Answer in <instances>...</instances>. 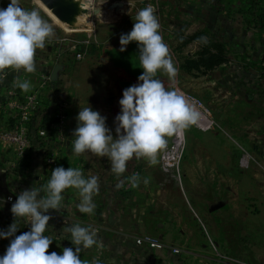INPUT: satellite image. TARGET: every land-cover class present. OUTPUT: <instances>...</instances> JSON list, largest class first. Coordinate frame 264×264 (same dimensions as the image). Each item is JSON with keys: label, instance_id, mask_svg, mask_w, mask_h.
Masks as SVG:
<instances>
[{"label": "rangeland", "instance_id": "obj_1", "mask_svg": "<svg viewBox=\"0 0 264 264\" xmlns=\"http://www.w3.org/2000/svg\"><path fill=\"white\" fill-rule=\"evenodd\" d=\"M66 1L61 2L65 8L58 7L56 15L41 0H19V3L26 10L38 9L46 21L55 23L52 27L57 34L62 35L60 27H64L67 45H74L75 51L77 46L83 47L84 59L73 64L80 91L89 94L80 108L90 105L99 110L107 118L106 125L114 138V120L121 111L119 100L123 90L138 83L143 72L137 42H130L125 51L119 52L120 36L132 30L136 13L149 5L156 8L159 33L178 70L174 81L162 71L157 72V78L166 86L179 88L202 115L183 137L168 139L156 165L134 158L121 175L111 173L107 157L89 152L75 155L74 137L66 132L72 144L66 139L63 146L56 143L54 132L40 134L51 145L41 147L42 158L46 163L51 155L54 163H46L49 175L37 181L40 185L24 177L22 183L26 187L40 188L50 179L51 171L60 166L79 168L85 178L93 175L99 178L92 214L79 212V192L74 188L62 193L60 211L50 209L45 213L51 216L44 233L53 240L49 253L62 254L65 247L74 249L70 234L62 230L80 224L95 229L104 245L102 251L96 246L82 248L80 258L86 261L98 258L102 264H151L153 252L157 256L168 250L177 254L185 251L187 256L188 252H195L203 257L216 256L217 250L230 258L259 261L257 257L264 253V98L248 104L244 99L233 102L238 98L235 89L243 79L235 67L248 59L246 51L252 44L257 46L260 57L264 53V34L247 21L252 18L251 11L247 12L251 0H217L214 10L209 4L212 0H72L69 4ZM257 2V7L264 11V0ZM9 3L10 0H0V8ZM200 9L204 10L203 18ZM217 15L224 20L220 33L226 31L231 36L222 41L227 43L226 55L232 64L201 75L183 71V58L193 54L198 45L182 46L175 33L184 31L185 23L190 25L186 33L207 27L209 18ZM215 23L214 20L213 27ZM128 50L130 60L124 59ZM84 96H80L82 101L86 99ZM133 173L141 177L135 188L128 182ZM144 178L148 179L147 184L143 183ZM20 192H16L17 196ZM15 201L0 189V206ZM17 222L23 225L21 219ZM25 225L22 233L30 230V225ZM5 252L0 249V257ZM201 256L197 259H203Z\"/></svg>", "mask_w": 264, "mask_h": 264}, {"label": "clouds", "instance_id": "obj_2", "mask_svg": "<svg viewBox=\"0 0 264 264\" xmlns=\"http://www.w3.org/2000/svg\"><path fill=\"white\" fill-rule=\"evenodd\" d=\"M155 13L156 8L151 5L140 9L132 30L120 36V51H125L130 42H137L143 72L138 83L123 90L119 100L121 111L114 120L115 138L106 125L107 118L90 105L80 108L76 117L73 153L80 156L89 152L107 157L111 162L110 171L116 175L126 172L128 163L134 158H143L149 165H156L159 154L167 148L168 139L183 137L187 129L198 124L202 115L179 88L166 86L157 78V72L162 71L174 81L178 70L159 33L160 24ZM54 34L52 25L36 8L26 10L19 0H10L6 8H0V81L8 75L7 69L34 72L37 49H43ZM14 84L25 92L31 88L27 80L17 79ZM140 180L139 174L133 173L128 182L135 188ZM148 182L144 178L143 183ZM68 188L79 192V212L93 213L96 207L93 196L99 191V178L95 175L85 178L79 168L56 167L46 184L21 191L12 204L10 211L15 219L6 231H0V238H11L5 254L0 257V264H102L98 258L92 261L80 258L82 248L96 246L100 251L104 248L91 226H65L62 232L70 234L75 248L65 247L62 254L48 251L53 240L44 235L51 219L45 213L50 209L60 211L62 193ZM18 219L25 220L30 230L16 235Z\"/></svg>", "mask_w": 264, "mask_h": 264}, {"label": "crops", "instance_id": "obj_3", "mask_svg": "<svg viewBox=\"0 0 264 264\" xmlns=\"http://www.w3.org/2000/svg\"><path fill=\"white\" fill-rule=\"evenodd\" d=\"M215 17L216 27L221 28L224 20H222V17L219 15ZM201 18H203L202 15ZM50 24L52 26L55 25V23ZM225 25L227 28L228 25ZM257 27L258 32L260 34H264V31L259 28V26ZM60 29L62 31V35L57 34V29L55 28L54 36L46 41L45 47L43 49H37L35 55L36 70L34 72L26 73L22 69L19 72H16L12 69L6 70L8 72V75L6 76V78L0 81V129L10 128L16 122L15 118L12 116L6 106L5 89L14 79H19L20 81H30L31 88L29 91L36 90L39 93V110H43V116L45 117L43 119L44 121L47 120L46 117L53 118V114L59 103L65 104V112L67 116L65 123V132L67 133V135L72 136L73 131L77 126L73 125V122L77 124L76 117L78 115L79 108L87 101V99L89 98V94L86 93L85 90L84 92L80 91L79 83L77 82L78 78L74 74L75 70L73 69V64L76 63L75 60H77L75 58V52L72 49V46L74 45H67L68 39L63 35L65 29L64 27H60ZM243 50L245 49L243 48ZM246 52L248 53V61L246 60V63L239 62L235 67V69H237V74L240 75L239 77L243 76V79H240L239 85L235 89V97L238 98L237 101L233 102H238L244 99L243 101L248 104L255 99L260 100L261 98H264V79H262L258 73L259 59L261 57L263 58V56H259L257 46L255 47L254 44L250 45L249 49ZM231 64L232 62L217 67L216 69H225L228 68V66ZM56 67L57 71L55 77L51 78V74ZM63 88L65 89V91H62ZM19 90L23 91L20 88ZM81 95H85L84 97H86V99L82 101L81 98L83 97H80ZM99 100H101V98H99ZM95 111L99 110L96 109ZM52 120L54 121V118ZM53 121H51L45 128H40L38 130V134L40 135L45 134V132H53L51 126ZM206 121H208V119H206ZM46 124L47 123L45 122L43 125ZM45 139L46 137L44 138V141L43 139H41L42 145L44 147L51 146L47 145L46 142L49 141H45ZM67 140L68 143L72 144L68 138ZM57 148L61 149L60 146H58ZM38 150V148L35 150L37 153L34 150H30L25 161L26 163H23L24 160L19 161L14 157L13 151L10 148H6L0 145V189H3V191H5L7 194L12 195L15 200L17 199L16 192L18 190L23 191L31 189V185H29L30 187H26L22 183L24 177L32 179L31 177L32 175H34L36 180H41L46 175V173H49V171H47L48 168L46 163L43 162L41 152ZM64 158H66L67 160V155H64ZM10 166L12 168V171H9ZM17 168L20 169L17 171ZM41 195H44V193ZM11 206L12 203L0 206L3 208H0V218H2L0 219V231H6L14 221L11 219L13 217L10 211ZM21 221L23 224L21 226L17 222L19 230L17 231L16 235H20V233L22 234V230L26 228L25 220L21 219ZM10 239L11 238H0V249L6 250L9 246ZM172 252L168 250L159 254L157 253V256L153 252L151 257V264H232L233 262H241L245 264H264V253L261 257H257L259 258V261H246L230 258V255L218 252L217 250L216 256L213 257L208 255H205L203 257L201 256V254L199 255L195 252H188L190 253V255L188 256L185 251H179L180 253L178 254ZM198 256H201L203 259H197Z\"/></svg>", "mask_w": 264, "mask_h": 264}, {"label": "trees", "instance_id": "obj_4", "mask_svg": "<svg viewBox=\"0 0 264 264\" xmlns=\"http://www.w3.org/2000/svg\"><path fill=\"white\" fill-rule=\"evenodd\" d=\"M167 0H163V2H166ZM217 0H212L209 2L210 4V9L214 10ZM257 0H251V2L248 3L250 7L248 6L247 12L250 10L251 11V16L252 18L250 20H247L251 25H256L259 26L264 31V11L260 8L257 7ZM176 8V7H175ZM260 8V9H259ZM245 9V8H244ZM201 10V14H204V10ZM204 17V16H203ZM215 18H209V23L210 25L207 24V27H204L202 29H196L192 33H186V30L190 26L188 23H185L184 31H180L175 33L178 38L180 39V43L182 46H187L191 43H196L197 50L193 54H188L183 58V62L181 63V68L185 72H196L198 75L201 74H207L213 69H216L217 67H220L222 65L229 64L231 60L228 58L226 55V48H227V43L222 39L225 37H231L228 34L220 33L221 30L218 27H213L212 24L214 22ZM220 33V34H218ZM207 36H209L208 39ZM264 37V36H263ZM83 47L77 46V51L82 52L84 51L82 49ZM121 52V51H119ZM128 55L123 56L124 59L130 60L131 59V54L130 51L128 50ZM246 63V61H243ZM245 66V65H244ZM259 76L264 79V58L259 59ZM37 109L36 113L30 118L29 121H27L25 124L28 129V136H29V141L30 145L27 149L26 154L24 155L23 163H26L25 160L28 156V153L30 150H36L37 148L40 151L42 142L41 139L42 137L38 134V130L41 128H45L51 121H53V118L46 117V121L43 119L45 118L43 116V110ZM37 116V117H36ZM39 118V119H38ZM39 120V121H38ZM47 123L46 125H43L44 123ZM46 147V146H45ZM36 152V151H35ZM37 153V152H36ZM45 160L43 159V162ZM45 163V162H44ZM64 167V166H63ZM49 175V173H46ZM33 181L37 182L38 180L35 179V176L32 175L31 177ZM37 184L40 185V183L37 182Z\"/></svg>", "mask_w": 264, "mask_h": 264}, {"label": "built area", "instance_id": "obj_5", "mask_svg": "<svg viewBox=\"0 0 264 264\" xmlns=\"http://www.w3.org/2000/svg\"><path fill=\"white\" fill-rule=\"evenodd\" d=\"M75 52V58L77 60L84 59L85 52L75 51V47L72 46ZM264 58V53H263ZM14 79L7 88L5 89L6 106L9 112L15 118V124L10 128L0 129V145L10 148L13 151L14 157L19 161L23 159L30 145L28 129L26 122L34 115L39 108V93L34 91L23 92L20 91L14 84ZM54 121L52 122V130L54 132V139L59 145L66 143L65 135V123H66V112L65 104L59 103L53 114ZM63 146V145H62ZM57 148L58 146H54ZM46 163L53 164L54 158L49 155L46 158ZM12 197L9 196L8 200ZM155 245V244H152ZM156 246H160L156 244ZM232 264H245L241 262H233Z\"/></svg>", "mask_w": 264, "mask_h": 264}, {"label": "water", "instance_id": "obj_6", "mask_svg": "<svg viewBox=\"0 0 264 264\" xmlns=\"http://www.w3.org/2000/svg\"><path fill=\"white\" fill-rule=\"evenodd\" d=\"M41 1L44 3V5H46V7H48L49 9H53V13L55 15L57 14L56 10L58 7L65 8V6L62 5V3H61L63 0H54V1L53 0H41ZM69 1L71 3L72 0H68V1H66V3L69 4ZM68 20H70V19H68ZM56 71H57V67L53 70V72L51 74V78L55 77Z\"/></svg>", "mask_w": 264, "mask_h": 264}]
</instances>
